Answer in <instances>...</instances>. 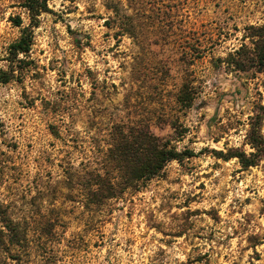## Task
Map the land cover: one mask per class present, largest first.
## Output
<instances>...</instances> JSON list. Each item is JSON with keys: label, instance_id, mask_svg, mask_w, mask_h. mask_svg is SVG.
<instances>
[{"label": "rangeland", "instance_id": "374dc122", "mask_svg": "<svg viewBox=\"0 0 264 264\" xmlns=\"http://www.w3.org/2000/svg\"><path fill=\"white\" fill-rule=\"evenodd\" d=\"M25 1L0 0V70L31 24ZM141 2L143 18L133 0H49L26 62L0 87V264H264V159L243 169L213 152L253 151L264 73L227 59L264 26V0ZM185 83L189 109L177 102ZM135 121L198 155L88 203L113 128Z\"/></svg>", "mask_w": 264, "mask_h": 264}, {"label": "trees", "instance_id": "16d2710c", "mask_svg": "<svg viewBox=\"0 0 264 264\" xmlns=\"http://www.w3.org/2000/svg\"><path fill=\"white\" fill-rule=\"evenodd\" d=\"M133 1L139 16L141 13L140 17H145L146 8L142 6L141 0ZM48 3L49 0L24 2L23 7L31 18V24L23 29L20 39L8 48L7 61L10 63V69L0 70V87L15 80L16 65L26 62L20 56L26 57L30 53L34 42V29L38 27L39 17L50 11ZM109 7L115 13L112 21L120 23L124 31H129L130 16L123 13L119 6L109 5ZM13 22L18 27L23 24L21 17L14 18ZM249 31L244 40L249 39L251 46L242 44L239 50L229 55L228 65L237 71L255 69L264 73V26L250 27ZM195 95V89L185 83L177 95V102L182 108L189 109L194 103ZM263 121L264 114L258 113L251 118L246 139L252 152L213 151L215 156L226 161L237 159L243 169L258 166L264 159ZM111 139L109 149L104 155L103 169L90 172V177L84 185L87 201L93 205H102L126 190H139L145 183L159 177L170 162H183L198 155L189 149L178 151L170 141L157 137L148 124L139 121L117 124L113 128Z\"/></svg>", "mask_w": 264, "mask_h": 264}]
</instances>
